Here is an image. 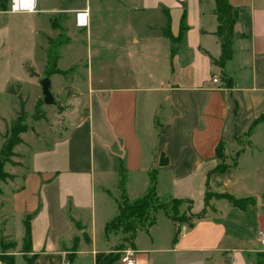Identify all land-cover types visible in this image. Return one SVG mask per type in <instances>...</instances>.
Returning a JSON list of instances; mask_svg holds the SVG:
<instances>
[{
	"label": "crops",
	"instance_id": "obj_1",
	"mask_svg": "<svg viewBox=\"0 0 264 264\" xmlns=\"http://www.w3.org/2000/svg\"><path fill=\"white\" fill-rule=\"evenodd\" d=\"M112 1L128 15H114L96 30L95 71H87L85 80L56 66L71 28H78L74 18L63 23L60 36L49 15L43 23L38 19L49 10L39 6L27 14L37 16L31 46L40 52L42 69L31 67L35 75L50 72L46 54L63 37L52 64L64 75L48 76L53 99L59 102L58 95L63 104L58 130L38 137L27 127L13 148L15 165H3L13 179L0 181V244H14L4 253L14 264H25L22 256L36 264H100L120 240L119 232L105 233L117 215L120 178L133 202L145 195L154 175L156 197L182 201L178 211L189 219L176 224L158 210L153 225L137 231L131 243L136 264H264L257 237L264 233V120L251 127L264 116V0H228L238 10L233 32L239 37L221 69L208 58L219 55L213 0ZM77 11L89 16L85 6ZM4 14L5 93L13 84L22 89L9 71L13 65L30 82L34 77L18 54L21 29L4 21ZM166 25L173 41L163 35ZM26 132L32 141L22 139ZM218 145L226 165L219 173L212 172ZM221 195L245 202L233 205ZM25 223L29 249L23 247ZM66 255L74 256L72 262Z\"/></svg>",
	"mask_w": 264,
	"mask_h": 264
},
{
	"label": "rangeland",
	"instance_id": "obj_2",
	"mask_svg": "<svg viewBox=\"0 0 264 264\" xmlns=\"http://www.w3.org/2000/svg\"><path fill=\"white\" fill-rule=\"evenodd\" d=\"M9 0H7L8 3ZM66 0H39L37 9L39 6L45 10H49L46 14H39L38 19L42 22L45 19L46 15H49V19L52 22L53 26H57L60 30V36L62 35V25L68 19L69 16L74 18V15L77 10H80L84 6L89 11V16H87V24L84 28H71L70 33V44L63 53V58L57 61L56 66L61 70H68L72 68L73 76L76 78H80L85 80L87 71L91 70L94 74L95 71V63L96 57L94 55V47L96 42V30L100 28L102 22L110 23V19L114 15H128L121 7L112 0H72L76 3H58L65 2ZM9 15H18V16H9ZM130 15V14H129ZM27 14H4L2 19L4 21H8L10 26L13 24H18L21 29V34L18 36V45L19 52L18 54L24 59L27 63L25 65H29L33 67L36 72H40L42 69L39 62V51L32 49L31 42L34 39L32 34L33 27V19L37 17ZM43 23V22H42ZM106 27V26H105ZM106 37L111 36V28L107 26L103 31ZM59 36V37H60ZM54 39V43L51 44V50L46 54L48 66L46 70H51L52 68V60L56 58L57 51L55 50L56 44L59 45L63 37ZM128 38V33L125 32L122 39L126 40ZM12 41H15L16 38H12ZM56 43V44H55ZM58 60V59H57ZM28 66V67H29ZM24 70V69H23ZM2 70H0L1 72ZM4 71V69H3ZM11 76L15 78H19L21 80L22 89L19 86V93L21 95V99L24 102V111H25V120L23 124H25L28 129H33L35 132H38L35 136L40 134H46L48 131H52V129L59 128V124H56L59 121L57 118L58 110L62 105L63 101L57 95L56 97L59 99V102H56L55 105L45 106L43 104L40 105V111L44 114V120L33 121L31 116L33 114V107L35 102L40 99V86L39 79L43 76L42 73L39 75H35L34 79L29 80L24 76L21 67L12 66L9 68ZM25 71V70H24ZM71 70L66 72V75H70ZM3 73V72H2ZM26 73V72H25ZM59 78V77H58ZM15 85V84H13ZM10 86V85H9ZM8 86V87H9ZM19 104L18 100L14 95L8 94L4 92H0V117L5 119L4 126L3 122L0 120V145H1V136L4 133L3 128L5 129V125L16 116L18 111ZM61 130V128H60ZM22 139L26 142L32 141L33 136L31 132H26L22 135ZM164 202V201H163ZM121 203V200L119 201ZM119 232L120 240L119 243L114 247L113 252L123 249L124 247H131V245L126 243L123 239L124 234H122L119 230L110 231ZM10 242L2 244L3 250H8ZM116 264V262L114 263Z\"/></svg>",
	"mask_w": 264,
	"mask_h": 264
},
{
	"label": "trees",
	"instance_id": "obj_3",
	"mask_svg": "<svg viewBox=\"0 0 264 264\" xmlns=\"http://www.w3.org/2000/svg\"><path fill=\"white\" fill-rule=\"evenodd\" d=\"M7 0H0V12H5L7 9ZM211 14L215 17L216 20V28L213 32V35L216 37L218 45H219V55L217 58H212L208 56L209 62L212 66L217 68H222L224 63L231 56V42L238 38L239 36L233 32V24L237 19L238 10L231 7L228 4V0H213V8L211 10ZM164 37L168 38L169 41H173V38L168 32V26L166 25L163 30ZM47 43L50 45L51 40L47 39ZM23 69L29 77H35V73L31 67L28 65H24ZM60 74L64 75L63 72H59L54 69L52 64V68L49 73L44 74L48 78L49 74ZM6 93L14 95L19 104L18 111L16 116L5 125L4 133L1 136V145H0V181L12 180L13 176L8 175L3 172V165L5 163H9L15 165L14 162L11 161V158L16 155L13 153V148L21 143L20 134L27 130V126L23 124L25 120V111H24V102L21 99V95L19 93V85H10L6 89ZM42 104L41 100L38 99L33 107V114L31 119L33 121L44 120V114L40 111V105ZM264 120V116L258 117L253 123L251 127L254 126L257 122ZM250 127V128H251ZM250 133V129L247 133ZM215 156L219 162L215 166L212 172H223L226 168V165L222 162V154L220 145L217 146L215 150ZM234 165V161L232 162ZM123 178L121 177L119 180V191H120V200L121 203L117 204V215L105 226V233L108 234L110 231L119 230L122 234H124V241L131 245L134 240L135 234L137 231H146L148 227L153 225L154 216L158 210H161L166 217H168L171 221L176 224H181L184 222H188L189 217H185V213H179L178 208L182 204V201L171 199L167 202L160 201L154 192L155 186V178L154 175H150L149 177V186L145 195L141 198L128 202L125 198L123 191ZM220 197L227 199L233 205H239L245 201L234 200L230 196L221 195ZM75 244V241H73ZM30 237H29V228L27 223H25L24 227V236H23V247L24 249H29ZM0 244L1 252H0V262L2 264H14V259L12 255L5 254L2 246ZM14 246L13 243L9 244V248ZM117 253L111 252L105 256L103 261L100 264H114L117 260ZM74 258L72 255H66V260L71 261ZM22 260L25 264H36L34 257H26L22 256Z\"/></svg>",
	"mask_w": 264,
	"mask_h": 264
},
{
	"label": "built area",
	"instance_id": "obj_4",
	"mask_svg": "<svg viewBox=\"0 0 264 264\" xmlns=\"http://www.w3.org/2000/svg\"><path fill=\"white\" fill-rule=\"evenodd\" d=\"M39 0H9L5 13L8 14H34L37 12V3ZM74 24L78 28H84L87 24V13L86 11H78L74 15ZM212 83H218L215 78L211 79ZM180 232H185L186 227L180 226ZM259 244L264 246V233L261 231L257 232ZM264 252V251H263ZM118 257L116 264H136V251L131 247H124L123 249L116 252ZM264 259V256H263Z\"/></svg>",
	"mask_w": 264,
	"mask_h": 264
},
{
	"label": "water",
	"instance_id": "obj_5",
	"mask_svg": "<svg viewBox=\"0 0 264 264\" xmlns=\"http://www.w3.org/2000/svg\"><path fill=\"white\" fill-rule=\"evenodd\" d=\"M39 86H40V100L42 104L45 106L55 105V101L50 91V82L46 76L43 75L39 79Z\"/></svg>",
	"mask_w": 264,
	"mask_h": 264
}]
</instances>
